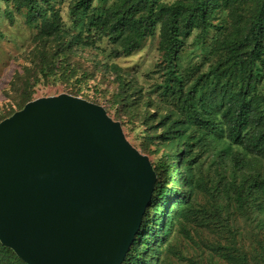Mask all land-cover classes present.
I'll list each match as a JSON object with an SVG mask.
<instances>
[{
    "label": "trees",
    "instance_id": "16d2710c",
    "mask_svg": "<svg viewBox=\"0 0 264 264\" xmlns=\"http://www.w3.org/2000/svg\"><path fill=\"white\" fill-rule=\"evenodd\" d=\"M15 2L25 9L27 25L38 24L31 39L34 70L77 84L90 77L70 62L77 49H89L104 37L113 55L129 54L158 29L163 63L158 87L175 109L160 116L154 135L145 134L163 149L152 165L150 200L120 264H161L162 244L172 228L189 237L191 221L217 238L206 242V257L199 254L189 264H264V234L260 239L247 232L253 241L244 244L238 226V218L264 211V0H69L68 18L77 32L62 26L50 0ZM192 34L198 47L209 40L206 53L213 59L205 70L199 62L181 72L178 54ZM23 71L12 75L25 79V87L32 75L28 67ZM113 77L117 90L103 108L106 114L114 108V120L122 125L127 113L135 116L136 104L114 68ZM80 90L65 92L81 97ZM29 100L23 90L15 108L0 112V120ZM146 121L143 132L152 127ZM209 172L214 179L207 182ZM195 190L208 194L209 208L194 206ZM0 264L25 263L0 244Z\"/></svg>",
    "mask_w": 264,
    "mask_h": 264
},
{
    "label": "water",
    "instance_id": "95a60500",
    "mask_svg": "<svg viewBox=\"0 0 264 264\" xmlns=\"http://www.w3.org/2000/svg\"><path fill=\"white\" fill-rule=\"evenodd\" d=\"M154 182L101 105L62 92L0 120V244L25 264H120Z\"/></svg>",
    "mask_w": 264,
    "mask_h": 264
},
{
    "label": "rangeland",
    "instance_id": "374dc122",
    "mask_svg": "<svg viewBox=\"0 0 264 264\" xmlns=\"http://www.w3.org/2000/svg\"><path fill=\"white\" fill-rule=\"evenodd\" d=\"M69 0H50V5L58 16L62 26L72 32L77 29L72 28L69 21L67 4ZM25 9L17 6L15 0H0V112L5 107L15 108V101L23 93V90L30 93V100L58 93H66V90H73L75 86L81 89V97L89 102L96 103L102 107L106 106V100L117 90V82L113 77V68L122 74L123 80L130 85L129 92L133 94L135 116L128 113L124 117L121 126L122 133L126 140L139 152L144 151L151 166L157 163L163 145L156 140L147 139L145 134L154 135L160 129L155 127L160 120V116L168 113V110L175 109L171 98L164 96L158 87L162 81V61L161 52L158 49V29L152 35L146 36L137 49L129 54L113 55L107 40L102 37L89 49H77L78 56L70 58V62L78 69L86 68L90 71V77L82 83H75L72 80H63L56 74H43L34 69L38 66L34 64L35 58L31 56L33 43L32 37L37 32L38 24L27 25L25 23ZM196 34V31H194ZM196 35H190L184 47L178 54V63L181 72L187 71L196 63L201 62L200 69L205 70L210 64L213 56L206 53L209 40L203 45L193 44ZM196 39V38H195ZM206 48V49H205ZM34 61L32 62V60ZM95 60L99 61L97 69ZM24 67L29 68L32 75V84L24 87V80L14 78L13 72L26 74ZM33 70V72H32ZM13 76V77H12ZM13 81L11 82V80ZM11 82V83H10ZM114 108H110L107 115L114 120ZM143 118V119H142ZM126 120H129L128 122ZM142 120L151 121L152 127L146 132ZM118 121V120H116ZM119 122V121H118ZM147 122V121H146ZM150 125V126H151ZM205 169L206 164H202ZM212 173L204 177L207 182L213 180ZM213 182L209 184L213 185ZM208 184V185H209ZM193 204L195 207L204 206L209 208L208 194L201 190L193 193ZM238 226L241 232V240L247 244L252 237L247 236V232L256 233L258 238L264 234V211H253L248 219L238 218ZM197 221L187 224L190 231L189 237L178 232V226L172 228L171 234L159 255L161 264H189L190 258L199 254L207 256L205 244L208 240L216 239L217 235L212 229L203 225H197ZM197 233V234H195Z\"/></svg>",
    "mask_w": 264,
    "mask_h": 264
}]
</instances>
